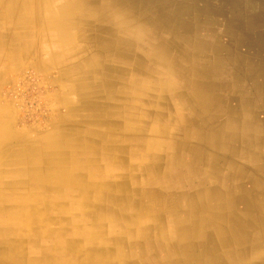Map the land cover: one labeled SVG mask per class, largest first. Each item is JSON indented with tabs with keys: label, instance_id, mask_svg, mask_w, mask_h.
I'll list each match as a JSON object with an SVG mask.
<instances>
[{
	"label": "crops",
	"instance_id": "0c3cea01",
	"mask_svg": "<svg viewBox=\"0 0 264 264\" xmlns=\"http://www.w3.org/2000/svg\"><path fill=\"white\" fill-rule=\"evenodd\" d=\"M263 50L264 0H0V264H264Z\"/></svg>",
	"mask_w": 264,
	"mask_h": 264
},
{
	"label": "bare ground",
	"instance_id": "6f19581e",
	"mask_svg": "<svg viewBox=\"0 0 264 264\" xmlns=\"http://www.w3.org/2000/svg\"><path fill=\"white\" fill-rule=\"evenodd\" d=\"M88 2H90V1H88ZM137 2V1H136ZM190 3H191V1H189ZM37 3V2H36ZM45 3V2H44ZM175 3V2H174ZM142 4V3H141ZM194 4V3H193ZM198 4V3H197ZM8 5V4H7ZM59 5V4H58ZM174 5V4H173ZM175 5H177V4H175ZM174 5V6H175ZM201 5V4H200ZM5 6V5H4ZM22 6V5H21ZM129 6V5H128ZM196 6V5H195ZM212 6V5H211ZM6 7V6H5ZM51 8V7H50ZM49 8V9H50ZM75 8H76V6H75ZM191 8V7H190ZM202 8V7H201ZM204 8V7H203ZM214 8V7H213ZM15 9V8H14ZM174 9V8H173ZM76 10V9H75ZM77 10H78V7H77ZM149 10V9H148ZM172 10V9H171ZM177 10V9H176ZM178 11V10H177ZM182 11H183V9H182ZM211 11V10H210ZM216 11V10H215ZM219 11H220V8H219ZM9 12V11H8ZM38 12V11H37ZM218 12V11H217ZM171 13V12H170ZM182 13V12H181ZM189 13V12H188ZM201 13V12H200ZM212 13V12H211ZM5 14V13H4ZM14 14V13H13ZM42 14V13H41ZM179 14H180V12H179ZM185 14V13H184ZM183 14V15H184ZM196 14H198V13H196ZM210 14V13H209ZM88 15V14H87ZM188 15V14H187ZM214 16H216V15H218V14H213ZM140 16V15H139ZM169 16V15H168ZM192 16V15H191ZM135 17V16H134ZM180 18V17H179ZM4 19V18H3ZM53 19V18H52ZM182 19V18H181ZM37 20H38V18H37ZM118 20V19H117ZM42 21V20H41ZM48 21V20H47ZM185 21V20H184ZM188 21V20H187ZM14 22V21H13ZM190 22V21H189ZM193 22V21H192ZM182 23V22H181ZM44 24V23H43ZM42 24V25H43ZM131 24H133L132 22H131ZM173 24V23H172ZM183 24V23H182ZM188 24V23H187ZM186 24V25H187ZM194 24H196V23H194ZM15 25V24H14ZM21 25V24H20ZM31 25V24H30ZM38 25V24H37ZM41 25V24H40ZM51 25V24H50ZM58 25V24H57ZM56 25V26H57ZM60 25V24H59ZM203 25V24H202ZM35 26V25H34ZM49 26V25H48ZM61 26H62V24H61ZM166 26V25H165ZM188 26H190V25H188ZM209 26V25H208ZM43 27V26H42ZM50 27V26H49ZM59 27V26H58ZM57 27V28H58ZM155 27V26H154ZM159 27V26H158ZM163 27V26H162ZM169 27V26H168ZM173 27V26H172ZM211 27V26H210ZM36 28V27H35ZM41 28V27H40ZM51 28V27H50ZM54 28V27H53ZM53 28H51V29H53ZM180 28H181V26H180ZM137 29V28H136ZM161 29V28H160ZM169 29V28H168ZM245 29H246V27H245ZM42 30V29H41ZM40 30V31H41ZM43 30H45V29H43ZM140 31H141V29H139ZM156 30V29H155ZM159 30V29H158ZM157 30V31H158ZM199 30V29H198ZM10 31V30H9ZM12 31V30H11ZM20 31V30H19ZM23 31H24V29H23ZM73 31H75V30H73ZM192 31V30H191ZM5 32V31H4ZM100 32V31H99ZM186 32V31H185ZM208 32V31H207ZM219 32V31H218ZM227 32V31H226ZM111 33V32H110ZM115 33V32H114ZM141 33V32H140ZM173 33V32H172ZM184 33V32H183ZM233 33V32H232ZM40 34V33H39ZM107 34V33H106ZM158 34V33H157ZM171 34V33H170ZM227 34H229V33H227ZM7 35V34H6ZM13 35V34H12ZM16 35V34H15ZM23 35V34H22ZM90 35V34H89ZM89 35H87V36H89ZM58 36V35H57ZM136 36H138V35H136ZM262 36V35H261ZM105 37H106V35H105ZM158 37V36H157ZM173 37V36H172ZM72 38V37H71ZM110 38V37H109ZM108 38V39H109ZM183 38V37H182ZM239 38V37H238ZM77 39V38H76ZM96 39V38H95ZM94 39V40H95ZM99 39V38H98ZM101 40V39H100ZM110 40H111V38H110ZM112 40H113V38H112ZM111 40V41H112ZM125 40V39H124ZM137 40V39H136ZM175 40V39H174ZM188 40V39H187ZM241 40V39H240ZM21 41V40H20ZM50 41V40H49ZM57 41V40H56ZM86 41V40H85ZM103 41H104V39H103ZM115 41H117V40H115ZM168 41V40H167ZM215 41V40H214ZM36 42V41H35ZM107 42V41H106ZM171 42V41H170ZM180 42V41H179ZM178 42V43H179ZM186 42V41H185ZM192 42V41H191ZM255 42V41H254ZM140 43V42H139ZM161 43V42H160ZM176 43V42H175ZM188 43V42H187ZM198 43V42H197ZM209 43V42H208ZM256 43V42H255ZM30 44V43H29ZM99 44V43H98ZM104 44V43H103ZM142 44V43H141ZM169 44V43H168ZM177 44V43H176ZM201 44V43H200ZM220 44V43H219ZM17 45V44H16ZM27 45V44H26ZM112 45V44H111ZM159 45V44H158ZM178 45V44H177ZM188 45V44H187ZM232 45V44H231ZM250 45V44H249ZM208 46V45H207ZM214 46V45H213ZM226 46V45H225ZM133 47V46H132ZM131 47V48H132ZM198 47V46H197ZM205 47V46H204ZM216 47V46H215ZM220 47H221V45H220ZM223 47V46H222ZM97 48V47H96ZM95 48V49H96ZM175 48V47H174ZM177 48V47H176ZM183 48V47H182ZM101 49V48H100ZM99 49V50H100ZM117 49V48H116ZM172 49V48H171ZM206 49V48H205ZM210 49V48H209ZM224 49V48H223ZM244 49V48H243ZM118 50V49H117ZM162 50V49H161ZM176 50V49H175ZM180 50V49H179ZM228 50H230V49H228ZM227 50V51H228ZM120 51V50H119ZM122 51V50H121ZM126 51H127V49H126ZM129 51V50H128ZM165 51V50H164ZM216 51V50H215ZM237 51V50H236ZM248 51V50H247ZM264 51V50H263ZM95 52V51H94ZM99 52V51H98ZM168 52V51H167ZM188 52V51H187ZM216 52H219V51H216ZM221 52V51H220ZM234 52V51H233ZM250 52V51H249ZM248 52V53H249ZM108 53V52H107ZM223 53V52H222ZM134 54V53H133ZM138 54V53H137ZM168 54V53H167ZM219 54V53H218ZM226 54V53H225ZM232 54V53H231ZM246 54V53H245ZM152 55H154L153 53H152ZM190 55V54H189ZM243 55V54H242ZM247 55V54H246ZM250 55V54H249ZM253 55V54H252ZM77 56H79V55H77ZM103 56V55H102ZM220 56V55H219ZM229 56V55H228ZM234 56V55H233ZM108 57H110V56H108ZM223 57V56H222ZM247 58H248V56H246ZM258 57V56H257ZM139 58H141V56L139 57ZM146 58V57H145ZM154 58V57H153ZM166 58V57H165ZM188 58H189V56H188ZM219 58V57H218ZM99 59V58H98ZM136 59V58H135ZM143 59V58H142ZM142 59H140V60H142ZM148 59H150V58H148ZM260 59V58H259ZM94 60V59H93ZM138 60V59H137ZM98 61V60H97ZM206 61V60H205ZM208 61V60H207ZM251 61V60H250ZM258 60H256V62H257ZM86 62V61H85ZM146 62V61H145ZM145 62H144V64H145ZM150 62V61H149ZM173 62V61H172ZM264 62V61H263ZM100 63H101V61H100ZM163 63V62H162ZM83 64V63H82ZM107 64V63H106ZM143 63H142V65H144ZM155 64V63H154ZM188 64V63H187ZM43 65V64H42ZM85 65V64H84ZM248 65V64H247ZM263 65V64H262ZM53 66V65H52ZM109 66V65H108ZM188 66V65H187ZM102 67V66H101ZM140 67V66H139ZM198 67H200V66H198ZM223 67V66H222ZM235 67V66H234ZM112 68V67H111ZM171 68V67H170ZM66 69H68V68H66ZM141 69V68H140ZM173 69V68H172ZM218 69V68H217ZM220 69V68H219ZM262 69V68H261ZM59 70V69H58ZM135 70V69H134ZM143 70H144V68H143ZM199 70V69H198ZM237 70V69H236ZM65 72H67L66 70H64ZM69 71V70H68ZM131 71V70H130ZM175 71V70H174ZM195 71H196V69H195ZM201 71V70H200ZM137 72V71H136ZM150 72V71H149ZM71 73H72V71H71ZM140 73H141V71H140ZM143 73V72H142ZM145 73V72H144ZM169 73H171V72H169ZM196 73H198V72H196ZM232 73V72H231ZM66 74V73H65ZM147 74V73H146ZM242 74V73H241ZM241 74H239V75H241ZM70 76H71V74H69ZM203 75V74H202ZM234 75V74H233ZM154 76V75H153ZM179 76H180V74H179ZM191 76V75H190ZM203 76H205V75H203ZM211 76V75H210ZM238 76V75H237ZM149 77V76H148ZM157 77V76H156ZM118 78V77H117ZM50 79V78H49ZM122 79V78H121ZM110 80V79H109ZM103 81V80H102ZM159 81V80H158ZM196 81H198V80H196ZM227 81V80H226ZM243 81V80H242ZM134 82V81H133ZM200 82V81H199ZM230 82V81H229ZM260 82V81H259ZM110 83V82H109ZM135 83V82H134ZM150 83H152V82H150ZM223 83V82H222ZM106 85V84H105ZM118 85V84H117ZM146 85H148V84H146ZM227 85V84H226ZM248 85V84H247ZM253 85H255V84H253ZM66 86V85H65ZM109 86V85H108ZM132 86V85H131ZM176 86V85H175ZM198 86V85H197ZM133 87V86H132ZM226 87V86H225ZM232 87V86H231ZM66 88V87H65ZM203 88V87H202ZM69 89V88H68ZM163 89V88H162ZM251 89V88H250ZM64 90V89H63ZM238 90V89H237ZM259 90V89H258ZM53 91V90H52ZM98 91V90H97ZM96 91V92H97ZM110 91V90H109ZM172 92V91H171ZM218 92V91H217ZM244 93V92H243ZM259 93V92H258ZM107 95V94H106ZM160 95V94H159ZM256 95H257V93H256ZM93 96H94V94H93ZM112 96V95H111ZM259 96V95H258ZM61 97V96H60ZM59 97V98H60ZM92 97V96H91ZM118 98V97H117ZM236 98H238V97H236ZM62 99V98H61ZM91 99V98H90ZM94 99V98H93ZM92 99V100H93ZM126 99V98H125ZM56 100V99H55ZM96 100V99H95ZM98 100H100V99H98ZM217 100V99H216ZM184 101V100H183ZM182 101V102H183ZM222 101V100H221ZM62 102V101H61ZM217 102V101H216ZM85 103V102H84ZM91 103V102H90ZM61 104V103H60ZM87 104V103H86ZM103 104V103H102ZM165 104V103H164ZM182 104V103H181ZM234 104V103H233ZM69 105V104H68ZM84 105V104H83ZM169 105V104H168ZM240 105V104H239ZM91 106V105H90ZM130 106V105H129ZM166 106H167V104H166ZM61 107V106H60ZM84 107H86V106H84ZM95 107V106H94ZM105 107V106H104ZM133 107V106H132ZM63 108V107H62ZM89 108H91V107H89ZM96 108V107H95ZM139 108V107H138ZM178 108V107H177ZM184 108V107H183ZM229 108V107H228ZM233 109V108H232ZM256 109V108H255ZM59 110H60V108H59ZM67 110V109H66ZM95 110V109H94ZM167 110V109H166ZM153 111V110H152ZM160 111V110H159ZM227 111H228V109H227ZM63 112V111H62ZM103 112V111H102ZM111 112V111H110ZM109 112V113H110ZM161 112V111H160ZM179 112V111H178ZM262 112V111H261ZM130 113V112H129ZM260 113V112H259ZM231 114V113H230ZM255 114V113H254ZM262 114V113H261ZM110 115V114H109ZM160 115V114H159ZM63 116V118H65L64 117V115H62ZM111 116V115H110ZM138 116V115H137ZM235 116V115H234ZM255 116V115H254ZM262 116V115H261ZM156 117V116H155ZM163 117V116H162ZM107 118V117H106ZM110 118V117H109ZM263 118H264V116H263ZM93 119V118H92ZM116 119V118H115ZM184 120V119H183ZM182 120V121H183ZM223 120V119H222ZM233 120H236V119H233ZM263 120V119H262ZM68 121V120H67ZM136 121V120H135ZM199 121V120H198ZM197 121V122H198ZM214 121V120H213ZM82 122V121H81ZM189 122V121H188ZM219 122V121H218ZM221 122V121H220ZM233 122V121H232ZM257 122V121H256ZM261 123V122H260ZM90 124V123H89ZM161 124V123H160ZM119 125V124H118ZM137 125V124H136ZM198 125V124H197ZM133 126V125H132ZM217 126V125H216ZM225 126V125H224ZM110 127H111V125H110ZM124 127V126H123ZM138 127V126H137ZM161 127V126H160ZM165 127V126H164ZM61 128V127H60ZM80 128V127H79ZM114 128V127H113ZM71 129V128H70ZM116 129V128H115ZM131 129V128H130ZM145 129V128H144ZM162 129V128H161ZM225 129V128H224ZM79 130V129H78ZM96 130V129H95ZM113 130V129H112ZM147 130V129H146ZM223 130V129H222ZM97 131V130H96ZM126 132V131H125ZM145 132V131H144ZM159 132H160V130H159ZM170 132V131H169ZM230 132V131H229ZM66 133V132H65ZM123 133V132H122ZM166 133V132H165ZM66 135H67V133H66ZM106 135V134H105ZM111 135V134H110ZM119 135V134H118ZM145 135V134H144ZM162 135V134H161ZM107 136V135H106ZM105 136V137H106ZM158 136V135H157ZM164 137V136H163ZM82 138V137H81ZM168 138V137H167ZM213 138V137H212ZM83 140V139H82ZM105 140V139H104ZM88 141V140H87ZM163 141V140H162ZM165 141V140H164ZM171 141V140H170ZM177 141V140H176ZM214 141V140H213ZM96 143V142H95ZM112 143V142H111ZM118 147V146H117ZM124 148V147H123ZM82 150V149H81ZM68 151V150H67ZM76 151H78L77 149H76ZM81 152V151H80ZM91 152V151H90ZM175 152V151H174ZM76 153V152H75ZM173 154V153H172ZM120 155V154H119ZM100 157V156H99ZM165 157V156H164ZM53 158V157H52ZM113 159H115V158H113ZM97 160V159H96ZM95 160V161H96ZM38 162V161H37ZM114 163V162H113ZM128 163V162H127ZM77 165V164H76ZM147 165V164H146ZM149 165V164H148ZM62 166V165H61ZM136 166V165H135ZM160 166H162V165H160ZM56 167V166H55ZM75 167V166H74ZM137 167V166H136ZM139 168V167H138ZM141 168V167H140ZM139 168V169H140ZM156 168V167H155ZM51 169V168H50ZM56 169V168H55ZM58 169V168H57ZM130 169V168H129ZM44 171V170H43ZM45 171H46V169H45ZM76 171V170H75ZM22 172V171H21ZM141 172H143V171H141ZM62 174H63V172H62ZM142 174V173H141ZM119 175V174H118ZM121 175V174H120ZM158 175V174H157ZM63 176V175H62ZM123 176V175H122ZM141 176V175H140ZM64 177V176H63ZM130 178H131V176H130ZM38 179V178H37ZM138 180V179H137ZM11 181V180H10ZM18 181H20V180H18ZM25 181V180H24ZM32 181V180H31ZM21 182V181H20ZM46 182V181H45ZM44 182V183H45ZM128 182H130V181H128ZM17 183V182H16ZM114 183V182H113ZM112 183V184H113ZM202 183V182H201ZM42 184V183H41ZM133 184V183H132ZM8 185V184H7ZM19 185V184H18ZM114 185V184H113ZM123 185V184H122ZM124 185H126V184H124ZM123 185V186H124ZM21 186V185H20ZM6 187V186H5ZM55 187V186H54ZM164 187V186H163ZM168 187V186H167ZM170 187V186H169ZM13 188V187H12ZM37 188V187H36ZM41 188V187H40ZM39 188V189H40ZM49 188V187H48ZM9 190H12V189H9ZM33 190V189H32ZM90 190V189H89ZM203 192H201V194H202ZM200 194V195H201ZM33 195V194H32ZM150 195V194H149ZM146 196V195H145ZM103 197V196H102ZM122 197V196H121ZM128 197V196H127ZM200 197V196H199ZM201 198H202V195H201ZM204 198V197H203ZM95 199V198H94ZM152 199V198H151ZM116 200V199H115ZM121 200V199H120ZM203 200V199H202ZM97 201V200H96ZM150 201V200H149ZM2 203V202H1ZM0 203V204H1ZM48 203V202H47ZM119 203V202H118ZM134 203V202H133ZM119 205V204H118ZM126 205V204H125ZM2 206V205H1ZM4 206V205H3ZM26 207V206H25ZM105 207V206H104ZM126 207V206H125ZM199 210V209H198ZM7 212V211H6ZM20 212V211H19ZM106 212V211H105ZM102 213V212H101ZM111 214V213H110ZM103 215V214H102ZM128 217V216H127ZM174 217H176V216H174ZM117 218V217H116ZM163 219V218H162ZM177 220V219H176ZM179 221H181V219L179 220ZM197 221V220H196ZM132 225V224H131ZM198 225V224H197ZM126 226H127V224H126ZM129 226V225H128ZM104 229V228H103ZM162 229V228H161ZM180 229V228H179ZM204 229V228H203ZM191 231V230H190ZM203 232V231H202ZM124 233H126V231L124 232ZM200 233V232H199ZM177 234H178V232H177ZM203 234V233H202ZM200 235V234H199ZM1 236H3V235H1ZM8 236V235H7ZM219 237V236H218ZM220 237H222V236H220ZM126 238V237H125ZM203 238H204V236H203ZM202 238V239H203ZM209 239H210V237H209ZM223 239V238H222ZM9 240V239H8ZM184 240V239H183ZM213 240H215V239H213ZM103 241V240H102ZM98 243V242H97ZM114 243V242H113ZM215 243V242H214ZM175 244V243H174ZM209 244V243H208ZM112 245V244H111ZM219 245V244H218ZM84 246V245H83ZM115 246V245H114ZM215 246V245H214ZM112 247V246H111ZM206 248V247H205ZM1 249H3V247L1 248ZM100 249V248H99ZM10 250V249H9ZM13 250V249H12ZM15 250V249H14ZM96 250V249H95ZM216 250V249H215ZM8 251V250H7ZM98 252V251H97ZM90 253V252H89ZM91 253H93V252H91ZM209 253H211V252H209ZM213 253V252H212ZM95 254H96V252H95ZM180 255V254H179ZM54 256V255H53ZM83 256H85V254L83 255ZM92 256V255H91ZM246 256H247V253H246ZM245 256V257H246ZM23 257V256H22ZM208 257V256H207ZM214 257H215V255H214ZM213 257V258H214ZM15 258H18V257H15ZM90 258V257H89ZM92 258V257H91ZM218 258V257H217ZM87 259V258H86ZM176 259V258H175ZM14 260V259H13ZM21 260V259H20ZM90 260V259H89ZM181 261V260H180ZM221 261V260H220ZM108 262V261H107ZM219 262V261H218ZM217 262V263H218ZM109 263V262H108ZM179 263V262H178ZM221 263V262H220ZM249 263V262H248ZM247 263V264H248ZM84 264V263H83ZM117 264V263H116ZM219 264V263H218Z\"/></svg>",
	"mask_w": 264,
	"mask_h": 264
},
{
	"label": "rangeland",
	"instance_id": "374dc122",
	"mask_svg": "<svg viewBox=\"0 0 264 264\" xmlns=\"http://www.w3.org/2000/svg\"><path fill=\"white\" fill-rule=\"evenodd\" d=\"M34 73L32 72V70H27L26 72H21L18 77L16 78V80L14 81L13 84V88L11 89H15V92H17L18 94L20 93H24L26 94V89L27 87H29L31 85V83L33 82V75ZM24 75V77H23ZM22 76V77H21ZM32 78V79H31ZM29 81V82H28ZM30 84V85H29ZM17 95V94H16Z\"/></svg>",
	"mask_w": 264,
	"mask_h": 264
}]
</instances>
